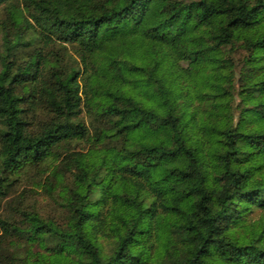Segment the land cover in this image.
I'll use <instances>...</instances> for the list:
<instances>
[{
  "label": "trees",
  "instance_id": "obj_1",
  "mask_svg": "<svg viewBox=\"0 0 264 264\" xmlns=\"http://www.w3.org/2000/svg\"><path fill=\"white\" fill-rule=\"evenodd\" d=\"M31 172L0 264H264V0H0V202Z\"/></svg>",
  "mask_w": 264,
  "mask_h": 264
},
{
  "label": "rangeland",
  "instance_id": "obj_2",
  "mask_svg": "<svg viewBox=\"0 0 264 264\" xmlns=\"http://www.w3.org/2000/svg\"><path fill=\"white\" fill-rule=\"evenodd\" d=\"M41 112V111H40ZM39 120H37V124L38 122H41L42 120L47 118V115H44L43 112H41V115L39 116ZM34 172L30 173V176L27 179H24L23 181H20L19 183H17V186L11 191L9 192V194H7V196L0 202V215L5 217L10 215L13 211L11 209L12 204H14V201H20L22 200V197H25L26 199H24V203H31L33 201V199L38 198V200L40 201L43 209L44 213H48V211L52 210V207H50L52 204L49 202V200L47 199L46 202H44L42 200L41 197H39L40 195L37 194H33L31 193V191H33V185H32V181H33V176H34ZM69 176V174H68ZM23 203V200H22ZM55 211V209H53ZM53 210L51 212H53Z\"/></svg>",
  "mask_w": 264,
  "mask_h": 264
}]
</instances>
